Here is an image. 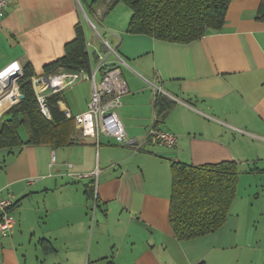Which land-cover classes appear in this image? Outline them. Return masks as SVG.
<instances>
[{
    "label": "crops",
    "instance_id": "1",
    "mask_svg": "<svg viewBox=\"0 0 264 264\" xmlns=\"http://www.w3.org/2000/svg\"><path fill=\"white\" fill-rule=\"evenodd\" d=\"M92 1H9L0 20V124L20 100L24 65L32 64L35 77L45 76V66L65 55L85 15L92 22L87 42L100 48L105 40L122 58L128 92L118 114L132 142L83 131L77 115L87 109L91 79L79 105L66 93L76 81L63 88L59 105L75 118V143L0 148V198L13 195L16 202L12 227L0 232V264H264V244L252 236L220 242L239 234L237 227L219 233L227 221L188 240H179L170 222L174 161L234 160L239 181L240 175L247 181L260 175L264 182L261 0H233L221 30L189 43L129 33L132 9L124 1L110 10L104 2L91 8ZM157 95L173 102L161 121ZM153 128L177 135V143L150 138ZM240 247L247 251L231 252Z\"/></svg>",
    "mask_w": 264,
    "mask_h": 264
},
{
    "label": "trees",
    "instance_id": "2",
    "mask_svg": "<svg viewBox=\"0 0 264 264\" xmlns=\"http://www.w3.org/2000/svg\"><path fill=\"white\" fill-rule=\"evenodd\" d=\"M119 1H124L132 9L127 27L129 33L146 34L173 43H189L221 30L233 0H93L91 8L104 2L110 10ZM256 17L264 20V0H261ZM75 30L76 37L66 44L65 55L45 66L46 75L60 67L90 71L92 59L84 24L79 21ZM101 44L104 50V44ZM35 76L32 64L26 63L18 80L23 98L2 115L0 148L24 143L65 146L76 142L75 118L60 108V92L46 99L50 117L41 111L32 81ZM172 107L171 100L157 95V120H163ZM21 126L28 131L26 141L19 134ZM238 182L239 169L234 160L205 164L174 161L170 222L175 236L179 240H188L217 231L230 213Z\"/></svg>",
    "mask_w": 264,
    "mask_h": 264
},
{
    "label": "built area",
    "instance_id": "3",
    "mask_svg": "<svg viewBox=\"0 0 264 264\" xmlns=\"http://www.w3.org/2000/svg\"><path fill=\"white\" fill-rule=\"evenodd\" d=\"M9 1L0 0V20L5 16ZM102 42L108 48V52L116 55V62L109 61L107 56L99 53L96 64L91 65L89 72L63 69L61 75L52 76L51 73L42 77H33L34 89L41 111L50 117L46 103L49 96L46 94L47 90L50 89L51 94H54L79 79H91L93 90L87 109L77 115V118L81 120L83 131L91 134L102 133L114 137L120 143L132 142L118 114V110L123 104L122 96L128 92L127 82L118 64L122 58L116 50L110 47L107 41L102 40ZM87 46L89 48L91 43L87 42ZM67 115L71 116L68 112ZM149 137L166 146H173L177 143V135L162 129H151ZM15 203L13 195L0 198L1 233H6L12 227L13 220L10 212Z\"/></svg>",
    "mask_w": 264,
    "mask_h": 264
},
{
    "label": "rangeland",
    "instance_id": "4",
    "mask_svg": "<svg viewBox=\"0 0 264 264\" xmlns=\"http://www.w3.org/2000/svg\"><path fill=\"white\" fill-rule=\"evenodd\" d=\"M83 22L85 28L89 29L92 22H90L88 20V17H86L85 15L83 17ZM92 29H94L93 26ZM98 38L101 41L100 37ZM89 52L93 65L96 64V57L99 53H101L103 56H106L108 54L105 49L102 50L101 47L99 48L98 46H95L94 43H92V46L89 47ZM89 80L80 79L76 81V85L72 87L75 89V93L72 88L66 90V93H69V97L71 99H74V103L76 105H79L80 102L84 100L86 91L84 86L91 81ZM46 94L50 95L51 90H47ZM19 132L23 137H28L25 126H21ZM240 177L241 178L238 182L236 197L226 220L227 224L224 226L225 228L221 230V232H219L228 233V229L230 230L231 228L237 227L238 231H236L239 234H235L233 239L231 237H228L227 235L226 238L220 239V242H246V240L244 239V235H248L252 236L251 241L253 243L254 241H257L256 244H264V182H261L259 180L260 175L251 176L252 181H247L246 177H244L243 175H240ZM242 251L246 252L247 250L243 247H240L233 249L231 252L239 254ZM210 260L211 259H209V261Z\"/></svg>",
    "mask_w": 264,
    "mask_h": 264
},
{
    "label": "bare ground",
    "instance_id": "5",
    "mask_svg": "<svg viewBox=\"0 0 264 264\" xmlns=\"http://www.w3.org/2000/svg\"><path fill=\"white\" fill-rule=\"evenodd\" d=\"M61 71L60 70H58L57 72H54L53 74H52V76H54V75H61ZM18 97H19V94H18V91H17V93H16V100L18 99Z\"/></svg>",
    "mask_w": 264,
    "mask_h": 264
},
{
    "label": "water",
    "instance_id": "6",
    "mask_svg": "<svg viewBox=\"0 0 264 264\" xmlns=\"http://www.w3.org/2000/svg\"><path fill=\"white\" fill-rule=\"evenodd\" d=\"M19 98L20 99L23 98V94L22 93L19 94Z\"/></svg>",
    "mask_w": 264,
    "mask_h": 264
}]
</instances>
